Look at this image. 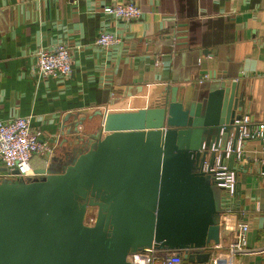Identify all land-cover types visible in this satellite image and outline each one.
Here are the masks:
<instances>
[{
  "label": "water",
  "instance_id": "water-1",
  "mask_svg": "<svg viewBox=\"0 0 264 264\" xmlns=\"http://www.w3.org/2000/svg\"><path fill=\"white\" fill-rule=\"evenodd\" d=\"M236 86L204 73L192 95L172 88L162 107L66 114L38 178L0 180V264H129L150 249L208 264L205 249L228 232L203 165L212 145L224 150L232 134L236 145Z\"/></svg>",
  "mask_w": 264,
  "mask_h": 264
},
{
  "label": "crops",
  "instance_id": "crops-1",
  "mask_svg": "<svg viewBox=\"0 0 264 264\" xmlns=\"http://www.w3.org/2000/svg\"><path fill=\"white\" fill-rule=\"evenodd\" d=\"M127 3L140 8L138 20L102 12ZM100 32L121 44L99 48ZM58 46L69 50L71 76H39L38 53ZM204 73L236 81L244 117L264 124V0H0V122L29 118L52 150L66 114L162 107L172 88L192 95ZM263 160L264 141L246 140L232 162L249 225L246 253L233 264H264ZM230 242L232 234L221 237L213 254L225 259Z\"/></svg>",
  "mask_w": 264,
  "mask_h": 264
},
{
  "label": "built area",
  "instance_id": "built-area-1",
  "mask_svg": "<svg viewBox=\"0 0 264 264\" xmlns=\"http://www.w3.org/2000/svg\"><path fill=\"white\" fill-rule=\"evenodd\" d=\"M102 12L116 21L138 20L142 12L134 3L124 5L103 6ZM122 39L110 32H100L95 44L102 49H110L121 44ZM72 59L69 50L65 46H58L54 50H42L37 55L36 70L39 76L44 78H56L67 80L71 76ZM239 129L236 145L232 147L233 134L230 136L224 150H221V141L212 145L203 165V171L208 174L216 187L221 191V214L219 218L220 228L232 234V242L227 248L225 259L215 256L213 253L219 249V245H211L205 252L210 253L208 264H233L241 254L246 253L245 235L249 225L240 219L243 213L238 210V178L232 168L233 160L238 161L242 156V144L246 140L264 141V124L251 122L244 117L241 122H236ZM48 139H43L38 131L30 127L29 118H13L6 122H0V165L6 172L0 174V180L10 178L9 174L17 171V178H36L34 165L35 158H40L45 168L48 159L52 156V147ZM209 154H214L211 161ZM264 161V160H263ZM264 177V173H261ZM232 219L228 224L227 219ZM95 215L90 223L93 226ZM129 264H183V256L178 252L158 251L155 249L145 250L131 254L127 258Z\"/></svg>",
  "mask_w": 264,
  "mask_h": 264
},
{
  "label": "rangeland",
  "instance_id": "rangeland-1",
  "mask_svg": "<svg viewBox=\"0 0 264 264\" xmlns=\"http://www.w3.org/2000/svg\"><path fill=\"white\" fill-rule=\"evenodd\" d=\"M36 163V162H35ZM36 164H38V163H36ZM6 179H9V178H5V180ZM4 180V179H3ZM216 195H217V197L218 198H221V191L220 190H218L217 188H216ZM95 209H91L88 213H87V215H86V224H88V223H90V219H92L93 218V216L95 215ZM187 264V263H186Z\"/></svg>",
  "mask_w": 264,
  "mask_h": 264
},
{
  "label": "bare ground",
  "instance_id": "bare-ground-1",
  "mask_svg": "<svg viewBox=\"0 0 264 264\" xmlns=\"http://www.w3.org/2000/svg\"><path fill=\"white\" fill-rule=\"evenodd\" d=\"M90 210H91V209H89V210L87 211V213H88ZM227 221H228V224H229V225L232 224V219H231V218L227 219Z\"/></svg>",
  "mask_w": 264,
  "mask_h": 264
},
{
  "label": "flooded vegetation",
  "instance_id": "flooded-vegetation-1",
  "mask_svg": "<svg viewBox=\"0 0 264 264\" xmlns=\"http://www.w3.org/2000/svg\"><path fill=\"white\" fill-rule=\"evenodd\" d=\"M36 178H38L37 176H36ZM36 178H34V179H36ZM95 216H96V214H95ZM185 263V262H184Z\"/></svg>",
  "mask_w": 264,
  "mask_h": 264
},
{
  "label": "trees",
  "instance_id": "trees-1",
  "mask_svg": "<svg viewBox=\"0 0 264 264\" xmlns=\"http://www.w3.org/2000/svg\"><path fill=\"white\" fill-rule=\"evenodd\" d=\"M183 264H186V263L183 262Z\"/></svg>",
  "mask_w": 264,
  "mask_h": 264
}]
</instances>
